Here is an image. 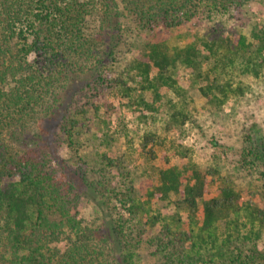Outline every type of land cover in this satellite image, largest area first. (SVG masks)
<instances>
[{
    "label": "trees",
    "instance_id": "1",
    "mask_svg": "<svg viewBox=\"0 0 264 264\" xmlns=\"http://www.w3.org/2000/svg\"><path fill=\"white\" fill-rule=\"evenodd\" d=\"M247 1L0 0V264H143L137 250L144 236L154 264H264L261 137L247 134L238 152L240 167L249 176L259 174L261 183L238 185L219 177L215 194L208 175L218 170L193 168L189 175V163H172L183 154L182 145L169 146L157 130L137 135L139 155L157 174L143 200L125 153L104 151L94 162L80 154L82 136L94 123L82 120L89 108L96 114L106 109L104 123L120 126L115 134H130L124 107L140 123L163 111L171 130L188 118L186 107L171 96L187 100L180 71L190 72L196 91L213 106L230 92H243L241 81L234 86L237 71L260 77L264 22L250 39L215 30L182 47L165 39L149 43L145 58L134 60V74L111 73L126 35L167 34L203 12L228 13ZM85 74L89 80L96 76L97 96L111 89L118 104L82 100ZM105 135L115 139L114 133ZM90 171L96 178L90 179ZM117 176L121 180L114 184ZM85 188L106 197L109 219L84 221L79 204ZM161 200L186 208L188 215L153 213ZM117 204L127 217L116 215ZM158 221L161 227L150 234Z\"/></svg>",
    "mask_w": 264,
    "mask_h": 264
},
{
    "label": "rangeland",
    "instance_id": "2",
    "mask_svg": "<svg viewBox=\"0 0 264 264\" xmlns=\"http://www.w3.org/2000/svg\"><path fill=\"white\" fill-rule=\"evenodd\" d=\"M89 21L92 26L97 24L95 17L90 18ZM262 22H264V0H250L228 13L209 15L207 12H203L188 25L170 30L167 34L151 35L143 31L130 33V35L125 36L124 43L117 49V57L120 61L112 65L111 73L115 71L119 76L134 74V60L135 58H145L149 43L161 42L165 39L169 46L182 47L187 43H199L200 40L208 37L215 30L226 33H243L250 39L251 30ZM88 75L85 74L84 76V86L87 89L85 98L83 97L82 100L85 102L95 100L96 104H101L104 100H113L117 105L118 100L114 99L116 98L115 91L106 89L97 96L101 88L95 81L96 76L89 80L86 77ZM177 78H179L180 84L187 88L186 104L182 101L183 99L176 97L175 93H171V96L186 107L188 118L184 125L167 130L165 128L167 114H164L163 111L155 112L147 123H140L137 118L132 117V110L129 107H124L122 110L123 113L125 112L123 118H125L127 127L130 129L129 137L124 133L123 135L115 134V130H120V126L114 122L104 123L108 119L104 114L106 109H102L100 114H96L93 108H89L85 119L83 117L82 120L85 123L89 121H94V123L91 131L82 136L84 147L80 150V154L84 158L86 157L87 161L94 162L99 159V154L104 151L110 152L111 155L125 153V161L131 173L137 196L143 200L146 198L147 188L152 189V178L156 177L157 174L139 155L137 147L139 138L137 135H140L145 129H152L166 136L169 146L182 145L179 146V149L183 154L173 156L172 163H189V175L193 168L203 172L212 168L218 170L219 174L208 175L211 180V194H215L220 187L217 180H221V177H231L238 185L248 182L260 184L259 174L249 176L240 167L238 152L245 147L247 134L252 135L254 140L261 137L264 141V72L260 77H255L248 74L242 75L237 71L234 75V86L238 81H241L243 92H230L229 97L221 106L207 104V100L196 91L198 85L194 83L193 76L190 77V72L180 71ZM87 82L90 83L87 85ZM253 124L254 127L252 128ZM256 130L257 135L255 134ZM105 133H114L115 139L108 140ZM63 154L65 157L70 156V153L65 149ZM96 176L97 173L90 171V179L96 178ZM119 180L121 179L117 176L114 184ZM83 192L79 208L84 221L97 224L102 219H109L106 197H102L101 194H96L87 188ZM173 199L175 200V196L172 195ZM198 202L199 205H202L201 199ZM152 208L153 213H160L161 216L172 215L176 212L185 218L188 215L186 208H179L178 210L177 205L169 200L158 201ZM115 209L117 216H128L119 204ZM161 224L158 221L150 234L156 233ZM147 239L148 236H144L137 250L138 259L143 264H154L156 259L149 254Z\"/></svg>",
    "mask_w": 264,
    "mask_h": 264
}]
</instances>
